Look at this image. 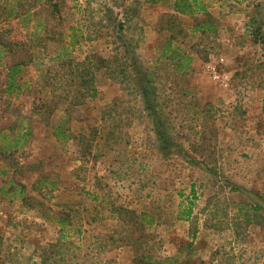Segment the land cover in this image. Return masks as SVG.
Here are the masks:
<instances>
[{"label": "rangeland", "instance_id": "374dc122", "mask_svg": "<svg viewBox=\"0 0 264 264\" xmlns=\"http://www.w3.org/2000/svg\"><path fill=\"white\" fill-rule=\"evenodd\" d=\"M201 1L0 0V264H264L261 1Z\"/></svg>", "mask_w": 264, "mask_h": 264}, {"label": "trees", "instance_id": "16d2710c", "mask_svg": "<svg viewBox=\"0 0 264 264\" xmlns=\"http://www.w3.org/2000/svg\"><path fill=\"white\" fill-rule=\"evenodd\" d=\"M178 4H177V7L180 8L181 6V2L184 3V8H182L183 12L182 13H197V12H207V6L205 4H203V2L201 0H177ZM57 7V6H56ZM180 11V10H178ZM201 30H203L204 28H199ZM3 31L1 28H0V63H1V60L4 58V54L6 52V49L7 48H12V46L14 45L12 42H6V39L3 38ZM261 30H259V34L256 35V34H253L255 39H263L264 40V33H262V31L260 32ZM20 71V66L19 65H13L12 68L10 69V79L8 80V83H9V86L8 88L10 87V83H14L15 81V74L16 73H19ZM12 88V87H11ZM21 136L19 137H22L24 139V134H20ZM3 136H1L0 138H2ZM21 139V138H20ZM20 144L21 142L19 141H16L15 140V143L11 146V147H7V149H17L20 147ZM154 264H163V263H160V262H155Z\"/></svg>", "mask_w": 264, "mask_h": 264}, {"label": "crops", "instance_id": "0c3cea01", "mask_svg": "<svg viewBox=\"0 0 264 264\" xmlns=\"http://www.w3.org/2000/svg\"><path fill=\"white\" fill-rule=\"evenodd\" d=\"M259 1H261V12L263 13V15L261 16V20L263 19V21H262V33H264V11H263V9H264V0H259ZM256 11V10H255ZM256 16V15H255Z\"/></svg>", "mask_w": 264, "mask_h": 264}]
</instances>
